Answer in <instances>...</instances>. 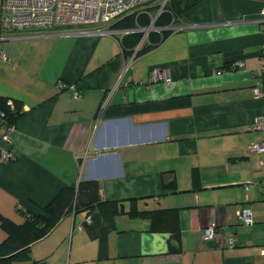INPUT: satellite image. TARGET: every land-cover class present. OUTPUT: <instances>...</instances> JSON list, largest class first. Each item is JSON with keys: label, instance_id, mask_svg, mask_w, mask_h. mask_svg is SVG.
<instances>
[{"label": "crops", "instance_id": "obj_1", "mask_svg": "<svg viewBox=\"0 0 264 264\" xmlns=\"http://www.w3.org/2000/svg\"><path fill=\"white\" fill-rule=\"evenodd\" d=\"M262 7L264 0H200L141 54L147 36L134 43L114 24L142 9L91 26L0 28V95L22 107L13 125H0V216L20 224L80 180L97 182L96 197L121 209L87 211L82 193L80 205L30 245L33 259L264 264V151L248 150L264 138L256 127L264 100L253 93ZM97 28L113 33L85 32ZM154 70L163 76L152 81ZM241 207L252 223L238 221ZM155 209H175L178 241L136 214ZM211 222L220 237L205 240ZM6 237L0 223V242Z\"/></svg>", "mask_w": 264, "mask_h": 264}, {"label": "trees", "instance_id": "obj_2", "mask_svg": "<svg viewBox=\"0 0 264 264\" xmlns=\"http://www.w3.org/2000/svg\"><path fill=\"white\" fill-rule=\"evenodd\" d=\"M200 0H169L161 12L152 17L150 10H141L120 17L114 25L123 29H130V35L135 37L134 43L142 36V32L137 28L147 27L154 19V26L159 30H152L148 33V42L138 49L137 54L152 49L163 39H165L172 29L165 28L171 26L181 15L197 4ZM137 29V30H136ZM10 31V30H6ZM136 31V32H135ZM8 97L0 95V125L11 126L16 118L21 114L22 107L18 101L12 100V105L8 104ZM99 185L94 181L80 180L76 186L62 188L52 200L46 204L40 213L30 214L26 219L16 224L9 219L0 216L1 226L6 230L7 237L0 242V264H44L41 260L33 259L30 254V245L46 236L59 220L69 211L75 210L81 203V194L86 193L89 200L82 204V208L89 211L97 206L108 215L120 212L116 206V200H100L96 197ZM104 216H105V212ZM150 218V230L171 231V239L178 241V230L176 224L175 209H155L141 210L136 214ZM106 214V216H108ZM170 250H179L178 245L169 242Z\"/></svg>", "mask_w": 264, "mask_h": 264}, {"label": "built area", "instance_id": "obj_3", "mask_svg": "<svg viewBox=\"0 0 264 264\" xmlns=\"http://www.w3.org/2000/svg\"><path fill=\"white\" fill-rule=\"evenodd\" d=\"M153 1L154 0H2L0 7V28L20 32H41L57 27L91 26L115 20L133 10H144V6ZM168 1L169 0H161L158 3L159 11L157 15ZM258 22L260 23L262 33H264V7L261 9V16ZM139 30L146 31V36L150 32L146 27L139 28ZM154 30L159 29L154 28ZM130 31V29H124L123 33H128ZM85 32L97 34L113 33L108 28L85 30ZM0 58L7 59L1 47ZM234 65L240 66L242 65V61H235ZM256 74L258 79L253 86V93L255 97L264 100V42H262L259 48V65L256 69ZM162 76L159 70H154L151 80H158ZM164 79L169 82L167 76H165ZM58 86L64 88L68 85L59 82ZM69 87L72 88L74 96H78V90H76L73 85H69ZM8 104L12 105L11 99H8ZM0 122H2V120H0ZM9 127L10 126H8V128ZM256 127L264 130V114H261L258 120H256ZM3 137L6 138V135ZM248 150L264 151V138L259 142L250 144ZM3 157L8 159L9 154L5 152ZM236 216L241 223L250 224L253 222L251 211L247 207L238 208L236 210ZM216 226V222H211L201 230L205 240H213L220 237V232L217 231ZM234 242V237L228 238L229 244L232 245Z\"/></svg>", "mask_w": 264, "mask_h": 264}, {"label": "rangeland", "instance_id": "obj_4", "mask_svg": "<svg viewBox=\"0 0 264 264\" xmlns=\"http://www.w3.org/2000/svg\"><path fill=\"white\" fill-rule=\"evenodd\" d=\"M161 0H154L153 2H151L150 4H148V5H145L144 7H147L149 10H150V13L152 14V17L155 19V17H156V15H157V13H158V11H159V6H158V3L160 2ZM153 19V20H154ZM175 22H177V20L176 21H174L173 23H175ZM151 23V22H150ZM150 25V24H149ZM154 28H156V27H154ZM154 28H151L150 27V31H152V30H154ZM158 28V27H157ZM165 28H170L171 29V26H167V27H165ZM142 32V35H143V39H146V34H145V32L144 31H141Z\"/></svg>", "mask_w": 264, "mask_h": 264}, {"label": "water", "instance_id": "obj_5", "mask_svg": "<svg viewBox=\"0 0 264 264\" xmlns=\"http://www.w3.org/2000/svg\"><path fill=\"white\" fill-rule=\"evenodd\" d=\"M150 27H154V20L146 27V29L150 30Z\"/></svg>", "mask_w": 264, "mask_h": 264}]
</instances>
